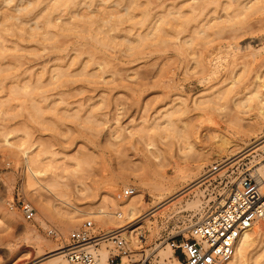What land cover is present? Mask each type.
Listing matches in <instances>:
<instances>
[{"label":"rangeland","instance_id":"obj_1","mask_svg":"<svg viewBox=\"0 0 264 264\" xmlns=\"http://www.w3.org/2000/svg\"><path fill=\"white\" fill-rule=\"evenodd\" d=\"M19 1L0 0L2 261L9 246L36 250L37 238L48 255L86 218L102 232L122 225L128 218L115 211L131 196L118 201V190L141 191L149 208L164 195L151 185L182 187L185 180L174 171L193 166L190 175L196 173L204 150L218 143L222 131L238 134L245 128L242 115L255 112L264 97V62L251 64L249 54L254 47L264 55V18L255 19L244 6L237 10L245 0H22L18 14L12 9ZM57 55H65L59 57L63 65L57 62L62 67L26 69ZM202 93L200 101L208 102L199 104ZM201 118L211 121L203 124L207 135L199 151L195 134ZM216 121L223 124L220 129ZM255 160L264 162V150L250 149L205 178L196 188L201 212L187 206L193 192L181 195L172 212L143 217L138 230L144 239L133 258L147 253L153 264H172L154 256L157 248H168L160 236L186 234L192 218L200 217L206 201L220 192L221 179L231 174L236 181L254 170ZM109 182L114 187L108 195L103 188ZM23 202L36 211L31 221L22 215ZM70 204L81 217L61 235L60 218L75 209ZM100 207L112 212L109 226L99 222ZM260 222L263 250L246 257L255 264H264V218L252 228ZM49 227L55 236L47 233Z\"/></svg>","mask_w":264,"mask_h":264},{"label":"bare ground","instance_id":"obj_2","mask_svg":"<svg viewBox=\"0 0 264 264\" xmlns=\"http://www.w3.org/2000/svg\"><path fill=\"white\" fill-rule=\"evenodd\" d=\"M20 1H22V0H20ZM242 1L243 0H241V2ZM28 3H31V2H28ZM237 3L239 4L240 1L237 2ZM241 6H242V8L244 6V8L246 10L247 9H249V10L251 9L250 11L253 10L254 13H253V11H252V13L255 15V19L264 18V0H245V1H243L242 5H240V8H239V5H238V9L237 10H240ZM22 7L24 9V6H22V3L20 2L18 4H15L13 6L12 10H15L16 12L17 11H21ZM235 8H237V7H235ZM256 9H258V10L256 11ZM237 10H235V11H237ZM237 12H236V14H239V12L238 13ZM25 13H26V10H25ZM247 13H250V12L248 11ZM253 14L250 13V16L252 15V17H253ZM115 30H116V28H115ZM63 49H65V48H63ZM66 50H63V51H66ZM235 50H236V48H235ZM250 50H251V52L249 54L252 57V59L250 60V63L251 64H255L256 63V66L260 67L262 65V63L264 62V55H262L259 52H255V50L259 51V49H256L254 47L251 48ZM65 55H68V54L66 53ZM65 55H63V56L65 57ZM68 56H66L65 61L68 59L67 58ZM59 57H61V56L57 55V57L54 56L52 59L49 58V61H47V62L45 61L46 63L45 64L43 63L42 66H38L39 64H34V65H31V66H28L26 69L31 71V70H33L34 67H37L38 69L39 68L40 69H49L51 67L52 68L56 67V66H58L57 62L60 63V62L64 61V60H61V59H64V57L63 58L61 57V59ZM71 57H72V55H71ZM71 60H70V62H71ZM61 65H63V64H61ZM60 66H58V67H60ZM213 71L218 76L219 73H220V68L218 66H215ZM220 79H221V77L220 78L218 77L217 83L220 81ZM198 83L206 84L207 80L199 79ZM207 88L205 87L204 90H206ZM248 88H247V90H248ZM238 93H237V95H238ZM198 94H197V103L203 104V103H207L208 102V101H200L204 97L203 96L204 93H202L200 95H198ZM249 94H250V91H249ZM240 95H242V94L239 93V96H237L236 99L238 97L239 98L242 97ZM201 96H203V97H201ZM239 100H241V99H239ZM256 104L257 105L255 107V109H256L255 112L246 113V114L242 115V117H241L243 120L246 121V124L243 126L245 128H243L240 131H238V134L230 133V132H228V130L222 131L223 134H221L222 136H220L221 138H219L220 140L218 141V143H216L214 146H212V147H210L209 149H206V150H204L203 149V145H201L205 135H207L206 134L207 131H205L206 129L204 128L203 124L205 122H207V121H211V119L210 118H201L198 121L197 133L195 134V136L197 137V150H199V151L204 150L206 152V154H204V156H202L201 162L197 163V171H196V173H194L193 175H190L192 173L191 170L196 168V167H193V166H188V167H185V168H181V170H179L180 167H179V169L176 167L177 169H176V171H174V175L175 176H181V178H183L185 180V184L182 187H179V188H176V189L173 190V189L169 188V185L167 183H165V182H158V183H155V184L151 185L153 190H156L160 194H164V195H162L161 199L158 200L155 204L151 205L149 208L146 206L147 209H145V211H144V208H146L145 207L146 204H144L145 200L143 198V193L141 191H138L136 194H134V195L132 194L133 196L131 195V199L129 198L130 200H128L127 203L123 202L124 203L122 205L123 208L118 209L117 211H115L117 217H119V218H128V221H126L125 223H123L120 226H117L116 228L125 225L121 229L122 230L121 231L122 234L123 235H128V236L130 235V237L132 238V241L134 242L136 237H137V235H139V233H141L142 236H143V233L138 230V229L141 228V224L144 223L143 221L141 222V219L143 217L145 218V216H147V215L155 216L157 214L158 215L160 214V216H161V214H164V213H167V212H172L173 210H175L176 204L180 202V198L183 195H185L186 193L190 194V193L194 192L193 193V200L188 202L187 206H190V207L194 208L195 211H197V212H201L203 207H202V203L200 204V200L197 198V190H196V188L199 186V184L205 178L210 176L218 167L224 166V165L232 162L235 158L239 157L240 155H242L243 153H245L246 151H248L250 149L252 150V149L255 148V150H257V149H261L262 151L264 150V148H263L264 143H262V142H264V141H262L263 140L262 138L264 137V97L259 99ZM197 117L198 118L201 117L200 113L197 115ZM220 121L222 122V120H220ZM220 121H216V123H215L216 128L215 129H220L222 127L223 124H221ZM240 135L243 137V139H241V140L238 139L240 137ZM260 139H262L261 140L262 144L259 146L257 144H260V143H258V141ZM256 142H257V144H255ZM147 149L148 148H146V150ZM148 151H149L150 156H151L152 155V151H150V149H148ZM200 163L207 164V166L209 168L206 167V168H208V169H206V168L200 167V165H202ZM254 166H255V168H254V170H252V172L257 174L261 178H264V162H262L260 160L256 161L255 163L253 162L252 167H254ZM113 187H114V184L109 182L103 188V191L106 194L109 195L112 192V190H113L112 188ZM164 192H166V193H164ZM35 201H36V199H35ZM120 201H123V200H120ZM68 204H69V202H68ZM70 206L75 208L74 211L75 210H77V211H75L76 213L74 211L73 212L70 211V213H68L69 211L67 210L68 212L67 211H65V212H67L68 214L64 215L62 218H60L59 233L61 232V235H64L69 229L75 228L76 224L79 222L80 217H81V216H79V217L77 216V212L79 211V209H77V207H74V205L70 204ZM44 207H46V206H44ZM81 210H83V209H81ZM104 211L105 210L103 209V207H100L97 210V213H99V215L102 216V217H100L99 222L103 226H109V224H111L112 221H114V218L112 217V214H111L112 212H109V211L108 212H104ZM141 211L145 212V213H142ZM78 214H80V213H78ZM144 218H143V220H144ZM146 218H148V217H146ZM146 222H147V220H146ZM254 226H253V228L251 226L250 228H248L247 230H245V231H243L241 233V235H240V237L238 239V243L236 245L235 252H234L233 256L231 257V259L229 261H227L224 264H255V262L248 261V259L246 257L249 255V253L251 251L263 250L262 246L260 247V243H259L261 241L258 242L259 236H261V234L263 233V223L260 222V223H258L257 225H254ZM113 229H109V230H107L105 232L112 231ZM41 242H42V240L37 238V240L35 242L36 250L35 249L34 250L33 249L32 250L28 249L26 251H18V249L14 248V247L13 248L11 246L7 247L8 248V250H7V252H8L7 253V259L5 261L0 260V264H65V260L63 258V250H61L63 248V245L61 247L58 246V247L54 248V250L49 252L51 254L48 253V255L44 256L45 254L42 253V251H41V246H42ZM106 243L110 244L108 241H104V242L101 243V246L103 244H106ZM164 248H167V247H164ZM106 250H107V248H106ZM106 250L103 247H100V249H99L100 264H105V262H106V258L108 257V253H109V252L107 253ZM156 251L157 252L154 254V256H159L160 261H164V260H167V259H169V261H170V259H171V261L176 262L177 258L174 255L173 251L169 247L167 249H165V250H163V248H157ZM124 260H125V258H124ZM166 262H168V261H166ZM168 264H169V262H168Z\"/></svg>","mask_w":264,"mask_h":264},{"label":"built area","instance_id":"obj_3","mask_svg":"<svg viewBox=\"0 0 264 264\" xmlns=\"http://www.w3.org/2000/svg\"><path fill=\"white\" fill-rule=\"evenodd\" d=\"M231 176L221 179L220 192L206 201L200 217L192 218L186 234L175 231L160 236L162 247L168 246L177 258L172 264H224L233 256L241 233L264 218V178L252 171L244 172L236 181ZM133 193L131 187H125L115 193V198L124 200ZM19 207L25 220L35 218L36 211L30 203L23 202ZM124 226L102 232L92 218H86L64 241L61 250L65 264H100L99 249L104 241L112 245L107 249L105 264H153L145 253L133 258L144 238L139 233L133 242L130 235L122 234ZM47 233L57 234L54 227H49Z\"/></svg>","mask_w":264,"mask_h":264},{"label":"snow or ice","instance_id":"obj_4","mask_svg":"<svg viewBox=\"0 0 264 264\" xmlns=\"http://www.w3.org/2000/svg\"><path fill=\"white\" fill-rule=\"evenodd\" d=\"M262 215H264V213H262Z\"/></svg>","mask_w":264,"mask_h":264}]
</instances>
